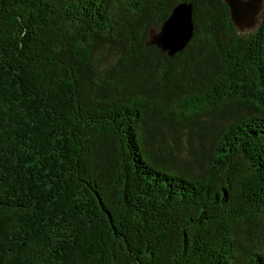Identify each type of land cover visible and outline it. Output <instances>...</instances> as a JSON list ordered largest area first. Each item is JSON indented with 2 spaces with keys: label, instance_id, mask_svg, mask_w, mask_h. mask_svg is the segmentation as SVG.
I'll use <instances>...</instances> for the list:
<instances>
[{
  "label": "trees",
  "instance_id": "1",
  "mask_svg": "<svg viewBox=\"0 0 264 264\" xmlns=\"http://www.w3.org/2000/svg\"><path fill=\"white\" fill-rule=\"evenodd\" d=\"M0 264H264V8L0 0Z\"/></svg>",
  "mask_w": 264,
  "mask_h": 264
},
{
  "label": "water",
  "instance_id": "2",
  "mask_svg": "<svg viewBox=\"0 0 264 264\" xmlns=\"http://www.w3.org/2000/svg\"><path fill=\"white\" fill-rule=\"evenodd\" d=\"M233 23L239 28H251L264 8V0H227ZM194 34L193 5L178 3L158 31H151V43L174 55L183 50Z\"/></svg>",
  "mask_w": 264,
  "mask_h": 264
},
{
  "label": "rangeland",
  "instance_id": "3",
  "mask_svg": "<svg viewBox=\"0 0 264 264\" xmlns=\"http://www.w3.org/2000/svg\"><path fill=\"white\" fill-rule=\"evenodd\" d=\"M258 22H259V16H257V18L255 20V25L253 27H251V28H244L243 30H252V29H254V27L257 26Z\"/></svg>",
  "mask_w": 264,
  "mask_h": 264
}]
</instances>
